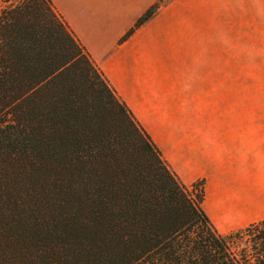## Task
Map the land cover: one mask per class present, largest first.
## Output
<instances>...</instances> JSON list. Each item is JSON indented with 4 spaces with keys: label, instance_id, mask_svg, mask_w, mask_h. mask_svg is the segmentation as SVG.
<instances>
[{
    "label": "trees",
    "instance_id": "trees-1",
    "mask_svg": "<svg viewBox=\"0 0 264 264\" xmlns=\"http://www.w3.org/2000/svg\"><path fill=\"white\" fill-rule=\"evenodd\" d=\"M0 3V264H264V221L214 230L48 0Z\"/></svg>",
    "mask_w": 264,
    "mask_h": 264
},
{
    "label": "crops",
    "instance_id": "crops-1",
    "mask_svg": "<svg viewBox=\"0 0 264 264\" xmlns=\"http://www.w3.org/2000/svg\"><path fill=\"white\" fill-rule=\"evenodd\" d=\"M49 1L102 70L109 85L126 103L132 98L137 99L134 94L149 91L146 86L149 82L144 86L141 80H173L163 79L160 73L154 77L155 69L160 70L155 65L160 58L156 59V53H152L149 25L142 26L120 46H116V40L111 42L105 41L103 36L99 40L95 37L100 32L96 33V30L101 21L113 26L117 19L128 20L129 24L137 20L141 12L127 7L135 3L134 0ZM182 10L186 11L185 16L180 13ZM164 11L169 14L168 25L161 31L167 52L178 54V38H186L183 52L201 53L208 63L213 58L217 62L216 68L223 70L220 73L225 75L222 78L220 73L211 74L207 65L202 74V80H208L205 87L199 83L190 92L206 94L209 80H214L213 91L217 92L219 99L223 98L225 87L237 89L234 100L240 107L206 110L204 117L209 118L204 119L201 127L195 126L198 131L189 126L192 133H201L189 140L198 141L202 151L195 148L187 155L198 164L193 178L206 180L209 200L203 203L202 209L213 228L226 230L220 232L223 235L264 221V107H243L258 99V93H252L255 84L251 81L255 73L245 75L238 64L240 60L230 59V53H236L237 47L244 42L248 45L251 39L264 46V0H171L162 9ZM214 21L219 30L211 31L209 26ZM117 34L120 37L124 31ZM211 34L215 35V49H212ZM198 41L201 45L197 44ZM230 43L235 44L231 46ZM170 67L173 68V64ZM230 68L234 72L228 73ZM257 68L264 70L261 64ZM221 78L233 81L222 83ZM150 87L152 91V81Z\"/></svg>",
    "mask_w": 264,
    "mask_h": 264
},
{
    "label": "rangeland",
    "instance_id": "rangeland-1",
    "mask_svg": "<svg viewBox=\"0 0 264 264\" xmlns=\"http://www.w3.org/2000/svg\"><path fill=\"white\" fill-rule=\"evenodd\" d=\"M17 1L19 0H12L13 3H16ZM134 2L135 3L133 4H128L127 7L133 11L141 12V16L146 14L149 10L152 12V17L144 25H149L150 27L149 34L151 35L150 39L152 40L151 46L152 50H154L152 53H156V59L160 58L157 60V64H155L158 68H160V70L155 69L154 77L157 78L160 73L163 79L173 78V80H141L142 83H144V86L146 85L147 81L149 82V84L146 85L148 86L149 91L137 95L134 94L137 99L132 98L130 103H126V101L122 100L115 90L109 85L102 70L84 50L78 39L73 36L66 23L62 20L49 1L54 13L64 24L72 37L83 48L84 53L89 58L94 69L106 82L117 100L126 107L137 128L150 140L151 144L155 147L166 169L187 191L191 198H196L198 194L202 195L203 207V203L206 200L207 202L209 200V196L207 195L206 197V180L204 178H193V172L198 170V164H194V159L187 155L188 152H192L195 150V148H198L199 151H202V145H199L198 141L194 142L193 140H189V138L193 137L194 135H201V133H192L193 131L191 128H189V126L201 127L204 119L209 118L204 117L206 110L240 107L238 103L235 104L234 100L237 89H232V87L230 88L229 86L228 87L230 89L225 87L223 91L224 96L222 99H219L217 97L218 95L216 94L217 92L213 91L215 88L214 80H209V90L206 94L203 95L201 92L196 91L194 94H192L190 92L192 87L198 85L199 83L203 84V87H205V84L208 82V80H202V74L206 72L207 65L210 67L211 74L219 75V73L223 70L216 68L217 62L213 60V58H211L210 62L208 63L207 59L202 58L201 53H192L189 51L183 52V48H186L184 45L186 38H178V54L175 51H173L171 54L170 52H167L169 50H167V43L166 40H164L165 38L163 37L161 31L166 29L168 25L169 14L165 11L162 12V9L167 4H169L171 0H134ZM3 6L4 5L0 3V8ZM185 12V10L180 11V13L183 15ZM137 20L133 21L131 25L129 24L128 20L117 19L113 26L108 22L101 21L100 27L96 30V33L98 31L100 32L97 33V36L95 35V37H97L99 40L101 39L100 37L103 36L105 37V41L113 42L116 40V46L123 45L130 39V37L135 34L138 29L144 26L142 25L140 28L134 30L133 33L128 35L134 28ZM183 20L185 19H179V21ZM216 21L212 22L209 26L211 31L219 30L216 26ZM128 25L131 26L127 30L126 28L129 27ZM118 31H124V34L119 37L117 34ZM153 34L155 36H153ZM211 35L212 49H215V35ZM199 40H201V38H199ZM250 41L252 42H250L248 45H246L245 42L242 46L239 45L237 47L236 53H230V59L234 60L235 58L240 60L238 64L243 68L245 75H251L253 72L255 73L252 75L254 80L251 81L253 84H255L252 93H258V99L247 103L249 105H243V107L260 108L264 107V70L260 71L257 67L261 64V66L264 68V46L259 44V42L256 43L255 39H251ZM251 43L256 45L254 46ZM197 44L201 45V41L200 43L198 41ZM234 44H231V46ZM207 55L208 53H206V56ZM172 64L173 68L170 67ZM227 72L232 73L234 71H232L230 68L227 70ZM170 73L172 74L170 75ZM220 74V77L222 78L225 76L223 73ZM227 75L229 78V74ZM149 77L150 76H148V78ZM222 78L221 80H223ZM151 81L154 83L152 91H150ZM223 81L224 82L222 83H230L233 80ZM196 127L195 131H198L199 129ZM214 230L221 235H223V233L220 232L226 231L218 230L216 228H214Z\"/></svg>",
    "mask_w": 264,
    "mask_h": 264
}]
</instances>
